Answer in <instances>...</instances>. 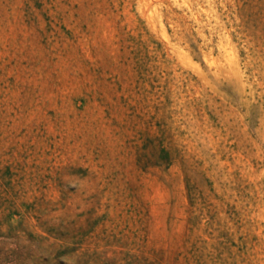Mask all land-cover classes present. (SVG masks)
Listing matches in <instances>:
<instances>
[{
    "label": "rangeland",
    "instance_id": "1",
    "mask_svg": "<svg viewBox=\"0 0 264 264\" xmlns=\"http://www.w3.org/2000/svg\"><path fill=\"white\" fill-rule=\"evenodd\" d=\"M0 264H264V0H0Z\"/></svg>",
    "mask_w": 264,
    "mask_h": 264
}]
</instances>
